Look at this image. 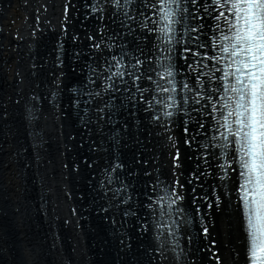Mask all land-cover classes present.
<instances>
[{
  "label": "bare ground",
  "instance_id": "6f19581e",
  "mask_svg": "<svg viewBox=\"0 0 264 264\" xmlns=\"http://www.w3.org/2000/svg\"><path fill=\"white\" fill-rule=\"evenodd\" d=\"M164 7L161 0H0V152L11 161V152L21 149L9 168L0 171L5 204L0 207V228L2 219L14 217L12 224L4 225L7 243L0 230V264H250L238 171L243 169L237 164L232 138L221 136L225 133L222 102L213 96L211 106L217 110H209L205 119L199 103H193L207 88L215 91L223 75L218 69H224L225 61L214 57L224 55L221 33L230 32L225 18H214L222 11L230 19L228 5L225 0L171 4L176 13L173 20L178 21L172 25L171 43L158 31L165 24ZM60 40L71 50H62L64 65L58 71L51 65ZM74 44L82 48L80 56L85 59L78 55L75 59L79 48ZM113 57L126 64L137 58L145 61L139 66L145 78L137 81L145 97L133 89L135 105H124L128 99L123 92L117 94L112 108L104 107L111 94L93 97L86 104V117L80 118L74 116L76 110L64 116L69 106L63 111L57 103L47 102L48 91L55 97L65 96V81L60 85L63 72L78 66L72 81L81 76L82 91L101 90L105 81L99 77H107V60L112 63ZM42 61L51 62L38 68ZM162 64L173 66L174 93L157 88L158 83L172 86L156 75L163 72ZM148 75L152 80H147ZM125 80L131 85L127 75ZM75 89L81 91L79 86ZM30 94L40 100L31 106L28 125L20 117ZM168 95L179 105L168 109L171 117L163 115L155 100L151 107L142 102ZM182 97L190 100V112ZM154 112L165 118L154 119ZM116 127L122 137L119 143H128L125 148L112 137ZM212 128L219 130L215 155L207 135ZM134 133L137 139L132 141ZM50 140L56 141L55 149ZM39 141L42 145L35 148ZM32 146L40 165L35 188L28 169L33 166ZM75 147L89 152L77 164L79 174L75 166L73 175L64 152ZM152 151L154 155L149 156ZM120 159V167L113 171ZM22 167L27 169L18 174ZM83 169L86 175L80 172ZM17 177L24 188L10 185ZM121 187L127 191L117 196ZM156 191L159 195L154 197ZM87 195L88 203L98 202L95 207L100 206L101 212L98 209L85 217ZM99 242L108 252L94 255L92 244Z\"/></svg>",
  "mask_w": 264,
  "mask_h": 264
},
{
  "label": "snow or ice",
  "instance_id": "6c2138e0",
  "mask_svg": "<svg viewBox=\"0 0 264 264\" xmlns=\"http://www.w3.org/2000/svg\"><path fill=\"white\" fill-rule=\"evenodd\" d=\"M220 3V0H214ZM165 5L162 9L165 24L163 28L158 29L167 37L171 43V33L174 31L172 25L178 21H174L175 12L170 5L179 3V0H161ZM231 18L224 17V12H220L214 19L219 21L225 18L230 35L221 33L223 44L220 51L224 54L218 59L225 61L223 75L219 78L220 83L214 91L211 87L207 88L208 99L217 96L222 102V110L220 115L223 118L221 125L226 129L225 133H221L225 139L232 138V142L239 146L240 154L239 162L245 183L242 186L244 192V206L247 210V224L250 231L252 253L257 256V250L264 253V0H225ZM224 7V4H221ZM219 28V24H217ZM145 61L136 59L135 63L127 64L113 57V62L109 64V74L107 77L101 75L99 78L105 81L104 87L98 92H89V100L93 97H101L102 95L111 94L112 99L105 103L104 107L112 108L118 93H126L130 103L135 105L136 97L133 89L143 96L145 89L142 88L137 81L145 78L139 74V66ZM163 72L156 75L161 80L172 84L171 87H163L159 83L157 88L161 93H174L176 91L175 84L171 78L174 77L173 66L171 64L161 65ZM115 69L111 71V69ZM131 80V85L125 80V76ZM152 80V76L146 77ZM209 85L212 81L208 82ZM124 87L121 88L120 85ZM184 88L188 85L184 84ZM223 92V96L218 93ZM184 104H187V98H181ZM153 100L159 105L165 117L173 116V112L168 110L179 106L175 97L168 95L165 98L143 100L151 107ZM166 101H171L168 103ZM88 101H86L87 103ZM193 103H199L193 100ZM207 103V101H206ZM211 106V105H210ZM213 110L217 109L214 106ZM103 113L104 108L98 109ZM227 113L226 115L224 113ZM154 119L160 120V116L153 113ZM120 165L113 168L115 171ZM111 182V181H110ZM127 189L121 187L116 190V195L125 193ZM129 198L121 201L127 203ZM172 200L171 203H175ZM170 207V205H169ZM163 212V209H161ZM127 215V213H126ZM258 264H264V256L258 259Z\"/></svg>",
  "mask_w": 264,
  "mask_h": 264
},
{
  "label": "rangeland",
  "instance_id": "374dc122",
  "mask_svg": "<svg viewBox=\"0 0 264 264\" xmlns=\"http://www.w3.org/2000/svg\"><path fill=\"white\" fill-rule=\"evenodd\" d=\"M57 47H56V49H57V51L55 50V55H54V60L52 61V65H51V67H56L57 69H58V71L61 69V68H63L62 66L64 65L63 64V62H62V50L64 49V50H66V53L67 52H70V47H69V45H66V43L64 44V41L63 40H60L59 42L57 41ZM61 43V44H60ZM62 45H64L63 47H62ZM74 47H78V45L77 44H74ZM79 48V47H78ZM54 49H55V47H54ZM76 49V48H75ZM74 50V49H73ZM72 50V51H73ZM82 52H83V50H82V48L80 49L79 48V50H78V52H76V56H75V59H77L78 57L79 58H83V59H85V57L86 56H80V55H82ZM34 54V53H33ZM77 55H78V57H77ZM43 57H41V59H42ZM31 61H32V63H35V59H31ZM75 61V60H74ZM77 62H81L82 60H76ZM51 61H49V63H50ZM49 63L48 64H46V61H42L41 62V66H39L38 68H44V67H46V65H49ZM111 62L109 61V60H107V65H108V67H109V64H110ZM74 64H75V62H74ZM39 65V64H38ZM58 66V67H57ZM66 67H70L69 65H66ZM79 67V66H78ZM78 67H76V68H74V69H69V71L66 73V74H64V72H63V77H64V80L63 81H61V83H60V85H63V83H64V81H65V86H67V87H65V88H62V91H65V89H66V92H64V94H65V96H63L62 95V97L61 96H56L55 97V95H54V93H51V92H49L48 91V93H47V102H49V103H57V106L58 107H60L63 111H64V109H63V107L64 106H69L68 108H66V113H64V116L65 115H67V114H69V113H71L73 110H76L75 112H77V114L78 115H76L75 113H74V116H79L80 118H83V117H86V115H87V111L85 110V107H86V104L89 102L88 101V99H89V97H87L86 95H87V93H89V92H86V89H85V91H84V89H83V91H82V87H83V82L81 81V76H79V77H77V80L76 79H73L74 81H72V77H74L75 76V71L74 70H76ZM60 73H62V72H60ZM62 76V75H61ZM75 78V77H74ZM68 79V81L69 82H66V80ZM148 80V79H147ZM155 80V79H154ZM75 81H77L80 85H74V82ZM63 82V83H62ZM88 83L89 82H87V84H86V88H87V86H88ZM168 85V83L166 84V86ZM75 86H79L80 87V89H81V91H78V90H76L75 89ZM121 88H123V86L121 87ZM143 88V87H142ZM147 88H149V87H147L146 86V89ZM200 90L201 91H204V89L203 88H200ZM99 91H101L100 89H99ZM49 95H50V97H49ZM83 96V98H81V97ZM143 96L145 97V94H143ZM64 97L66 98V100H64ZM39 99V97L38 96H35L34 94H30V95H28V98H27V101L26 102H24V104L22 105V108H23V112H24V115L22 114V116L20 117V119L21 120H23L24 122H26V124H28L29 125V123H28V121H29V117L30 116H27L28 115V113H29V111H31V106H32V104H35L36 103V99ZM81 98V99H80ZM146 99V98H145ZM30 100H32V101H30ZM40 100V99H39ZM148 100H149V98H148ZM86 101H88L87 103H86ZM199 108H200V114H203L204 115V119L205 118H208L209 116H205L206 114H209V110L211 111V112H213L212 110V107L210 106V105H212V102L214 101L213 99H208V96H207V93L206 92H204V93H202V95L200 96V98H199ZM206 101H207V103H206ZM76 102H78V103H76ZM74 103H76V104H78L77 106H75L74 105ZM183 103V102H182ZM181 103V104H182ZM79 104L81 105V106H83V108L81 107V106H79ZM75 106V107H73L72 108V106ZM124 105H126V106H128V107H130V103H129V101L127 100L126 102H125V104ZM185 105V108H186V110H188L189 112H190V105H191V103H190V100H189V102H188V105L187 104H184ZM209 106H210V108H209ZM70 108H71V110H70ZM11 113L13 114L14 112L11 110ZM206 113V114H205ZM161 118H165V117H162V116H160ZM120 118L121 117H119V121L121 122V120H120ZM17 119V117H15V120ZM179 119V118H178ZM201 119V118H200ZM119 121H116V124L119 122ZM16 122V121H15ZM205 128H207L209 125H203ZM61 127H63V126H61ZM218 127V126H217ZM209 128H210V126H209ZM61 130H63V129H61ZM116 131H117V127H116ZM218 128H217V130H215V129H211V131L210 132H208V134L207 135H209L210 136V138H211V140H210V142H209V144H210V147L212 148V152L214 153V155H215V151L217 150V143H216V139H217V135H218ZM135 136V137H134ZM214 136H216V137H214ZM112 137L116 140V142H118L119 143V141H120V139H122V137H121V134H120V132L119 131H117L115 134H114V136L112 135ZM127 137V136H126ZM154 137L156 138V136L154 135ZM137 139V136H136V134L134 133L133 134V136L131 137V139L130 140H132V141H134V140H136ZM51 141V143H52V146L54 147V149H55V147H56V141H54V140H50ZM127 141V140H126ZM35 142V141H34ZM40 142V143H39ZM39 142H37V143H34L33 145L35 146V148H39L42 144H41V142L42 141H39ZM214 142H215V144H214ZM63 144H65L64 145V147H65V150H67V143L64 141V143ZM128 145V143H126V142H122V143H119V146H121L122 148H125L126 146ZM31 149L32 150H30V151H32V164H33V166H34V168H33V166H28V169H29V171L32 173V175H33V178H34V180H33V187L35 188L36 186H37V180H36V177H37V172H38V170H36V169H38L39 167H40V165H39V162H38V159H37V156L33 153V151L35 152V150H33L34 148H33V146L31 147ZM49 149H50V152H52L53 151V148L52 147H49ZM23 150H25V149H23ZM158 150V149H157ZM18 151H21V149L20 148H18V149H16V150H14L13 152H11V153H13V155H11L10 156V158L12 159L11 161H13V158H15V156H18V153L17 152ZM88 152H89V150H87ZM87 151H85V148H82V147H79V148H77V147H75L74 149H72V148H69V150L68 151H66V152H64L65 154H67V156H68V162H69V173H72L73 175H74V173H75V171H74V168H75V166H76V174H79V169L81 168V166H79V165H77L79 162H83V161H85L86 160V158H87V155H88V152ZM102 152H104V150H102ZM153 156L154 155V151H152L151 153H149V156ZM216 157V156H215ZM214 157V158H215ZM49 158V157H48ZM89 160V158L87 159V161ZM11 161H8L7 160V156L4 158V156H3V154H2V152H0V171L2 170V171H4L6 168L8 169L9 168V166H10V162ZM86 161V162H87ZM48 162V164L50 163V161H47ZM120 162H122L121 161V159L117 162V163H115L113 166H112V170H113V168H115L116 167V165H120ZM76 163V164H75ZM37 165H39L38 167H37ZM3 168H4V170H3ZM18 168V167H17ZM24 168H26L27 169V167H22L21 169H19L18 171V174H20V173H23V169ZM81 173L82 172H84V174L86 175V172H85V170L83 169L82 171H80ZM69 173H68V175H69ZM16 175V174H15ZM87 175H88V173H87ZM70 176V175H69ZM13 177H15V176H13ZM98 177V176H97ZM81 178H83V175H82V177ZM14 179H17V181L15 182V183H10V185H13V186H15V187H17V188H24V184L18 179V177L17 178H14ZM99 181L98 182H100L101 181V177L98 179ZM32 182V181H31ZM119 188V187H118ZM98 189H100V185L98 186ZM159 194H158V191H156V193H154V197L156 196H158ZM86 202L84 203V205H83V212L86 214V216L85 217H87V215L90 213V212H94V211H96L97 212V210L99 209V207L98 208H96L95 207V204H97L96 202H95V204H89L88 203V195L86 196ZM0 200L2 201V203H0V207H5V204H4V194H3V191H2V188H0ZM91 201V200H90ZM95 201V200H94ZM112 205H116V204H112ZM152 205V204H151ZM122 208V207H121ZM37 210H39V209H37ZM93 210V211H92ZM100 210V209H99ZM109 211H111V209L109 210ZM151 211V210H150ZM100 212H101V210H100ZM94 214H96V213H94ZM149 216L151 217L152 215H151V213L149 212ZM0 217H1V213H0ZM95 219V218H94ZM93 219V220H94ZM3 220V222H4V225H6L7 226V221H10V223L12 224V222L14 221V217H12L11 218V216H9V217H6V219H2ZM1 221V220H0ZM2 222V221H1ZM31 221L29 220V223H30ZM6 223V224H5ZM17 225H19L17 222H15ZM96 223H99V222H94V224L93 225H95ZM4 225H2V227L0 228V230H1V235H2V238H5L6 239V243H7V229H8V227H5ZM19 227H20V225H19ZM95 227V226H94ZM23 228H24V230H27L28 228H29V224L27 225V226H24L23 225ZM49 231H50V229L49 230H46V233H47V235L46 236H48L49 235ZM102 234V233H101ZM102 236H104L103 234H102ZM27 239V238H26ZM29 239V238H28ZM27 239V240H28ZM97 239H99L100 240V238H99V235H97ZM55 240V239H54ZM28 241H31V240H28ZM34 242H35V244H37V239H35L34 240ZM38 246H39V242H38ZM106 251L108 252V250L105 248V246H103L102 244H101V242H99V243H96V244H92V252H94V255L95 254H97V253H100L101 254V252L103 253V254H105L106 253ZM114 252V250H112V253ZM108 255H110V254H108ZM138 260V259H137Z\"/></svg>",
  "mask_w": 264,
  "mask_h": 264
}]
</instances>
